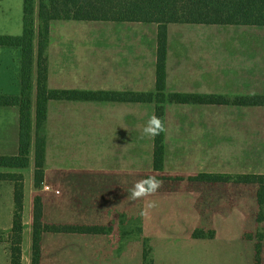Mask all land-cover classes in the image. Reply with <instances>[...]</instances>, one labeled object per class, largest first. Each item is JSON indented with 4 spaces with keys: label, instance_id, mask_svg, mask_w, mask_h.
<instances>
[{
    "label": "crops",
    "instance_id": "0c3cea01",
    "mask_svg": "<svg viewBox=\"0 0 264 264\" xmlns=\"http://www.w3.org/2000/svg\"><path fill=\"white\" fill-rule=\"evenodd\" d=\"M96 23L113 25L139 24L151 30L148 43H140L141 47L148 46L150 50L151 85L143 90L135 88V76L125 77L123 69H132L133 74L142 72L134 70L138 63L133 62L136 56L133 50L137 47L135 37L120 36L119 40L126 42L109 43L102 33H97L96 42L85 50V58H93L98 71H94L93 82L101 83L95 87L87 86L86 78L75 81L78 70L62 66L52 69L51 36L55 23ZM195 24L205 26H263L264 25H233V24H204L193 22H174L167 25L166 76L161 105L164 110V124L167 129L162 133L163 161L159 171L153 166V141L146 140L147 171L136 177L134 164L137 126L141 120L136 114V107L153 105L158 89L156 86L157 61V30L155 22L143 21H91L61 18L50 23L49 40L47 44V86L51 90H83L106 93L111 92H140L152 95V100L131 101L111 99L107 96H97L95 99H48L46 103V119L38 131L35 125L36 89H33L32 117V147L34 154L35 137L38 135L44 141L45 159L43 180L35 185L34 161L24 168L0 169V172H17L23 177V242L21 264L32 262V230L33 204L35 196H40L42 204V221L46 224H87L107 226L109 233H80L71 231H48L41 233V255L39 264H144V251L149 250L151 264H247L249 256V241L254 240L255 231L247 229L252 226L253 217L247 214L241 199V190H248L255 183L240 181H208L196 179L203 173H217L199 167L196 171L187 172L198 153V147L216 145V142H228V138L217 130L216 126H264L263 117L259 116L264 105H248L236 103H205L177 102L169 99L176 93L198 94L204 96H223L229 99L253 95H264V80L262 69L255 58L262 56V45L255 38L250 45L231 43L232 47L239 46L242 50L232 48V51L221 52V61L211 53L204 55L202 46H191L185 40L172 46L170 37L171 24ZM7 33V32H4ZM3 34V32H0ZM237 37V36H236ZM238 39V37H237ZM97 40L99 42H97ZM152 43V50L149 45ZM221 45H224L221 44ZM244 45L251 47L250 52L244 51ZM61 47L70 51L69 43ZM224 47V46H222ZM77 51L78 48L76 47ZM131 50V53L128 51ZM197 51H201L200 53ZM240 51V53H236ZM210 52V51H207ZM113 53L119 59L113 58ZM131 55V63L130 61ZM21 48L0 46V94L20 96L21 82L18 75L21 64ZM62 60L66 56H60ZM204 58L206 64H201ZM215 58V61H209ZM219 61V62H218ZM254 61V62H253ZM253 62V65H252ZM88 62H85L87 64ZM91 62H89L90 64ZM110 74L102 78L97 76L108 69ZM129 65V66H126ZM131 66V67H130ZM75 69H78L76 67ZM92 69L88 66L87 71ZM143 69V68H142ZM85 71V70H84ZM114 72H118L115 74ZM88 73V72H87ZM89 74V73H88ZM36 80L34 79V82ZM92 82V83H93ZM130 83L129 85H125ZM174 105L187 110L188 107L210 110L209 114L191 110L184 117L175 118V137L168 139L166 125L167 106ZM96 126V170L95 172L66 173L46 170L45 164L49 158L61 150H68L71 137L84 136L88 139V127ZM183 128L181 129L180 128ZM194 126H202L201 131ZM204 136V137H203ZM203 137V139H201ZM143 137H140L142 139ZM19 140V106L0 105V154L13 155L17 152ZM72 140V138H71ZM70 140V141H71ZM201 140H204L203 142ZM201 141V142H200ZM213 144H209V142ZM144 145L140 144L139 147ZM58 148L60 150H58ZM173 168L168 170L169 162ZM32 161V162H31ZM238 165V164H237ZM127 167V170L121 169ZM130 168L132 170H130ZM219 172L220 174H240ZM158 174L163 186L154 194L140 200L128 198V191L134 184L148 174ZM178 173V174H175ZM249 173V172H246ZM261 173V172H253ZM184 175H186L184 178ZM174 182V186H171ZM49 187L45 188V184ZM44 185V186H43ZM43 186V187H42ZM42 187V189H41ZM43 191V192H42ZM52 196H50V195ZM65 196H68L67 199ZM234 196V199H231ZM61 197L63 207L58 204L46 207L45 198L51 201ZM144 200V201H143ZM222 205L230 204L231 208L212 210L213 201ZM143 201V204H142ZM155 202V207L148 204ZM240 203L239 206L232 204ZM147 209V215H141ZM14 210V183L0 179V233L5 235L0 239V264H10V246L7 240L12 229ZM110 211H115L121 218L112 221L107 218ZM259 211V210H258ZM136 213L141 216L136 222ZM258 215V214H257ZM250 217V218H249ZM248 220H251L250 224ZM138 227V230H135ZM203 232L195 233V232ZM264 237L261 239L263 245ZM260 246V253H262ZM264 264V255L261 259Z\"/></svg>",
    "mask_w": 264,
    "mask_h": 264
},
{
    "label": "trees",
    "instance_id": "16d2710c",
    "mask_svg": "<svg viewBox=\"0 0 264 264\" xmlns=\"http://www.w3.org/2000/svg\"><path fill=\"white\" fill-rule=\"evenodd\" d=\"M69 18L91 21H143L155 22L157 30V61L155 97L156 114L164 122L161 105L166 76L167 25L174 22L204 24L264 25V0H23V30L20 35L0 34V46L21 48V94L14 96L0 94V105L19 106V140L17 152L13 155L0 154V169L24 168L29 165L32 147L33 89H36L35 123L38 131L46 119L48 99H95L107 96L117 100L146 101L152 95L140 92L51 90L47 86L48 70L46 50L52 20ZM34 79L36 80L34 82ZM169 99L177 102L236 103L264 105V95H253L229 99L223 96L172 93ZM39 135V134H38ZM35 137V185L43 180L44 141ZM162 133L153 141V166L155 171L162 168ZM156 176L157 179L163 176ZM146 176V177H147ZM208 181H240L255 183L259 192L264 188V173L219 174L203 173L196 179ZM0 179L14 183V210L12 229L8 235L10 264H21L23 241V177L17 172H0ZM259 212H262V198L259 199ZM258 216V215H257ZM259 218V216H258ZM48 231H71L80 233H109L110 227L87 224L52 225L42 221L40 196H35L33 204L32 262L39 264L41 255V233ZM203 233V232H195ZM2 239V233H0ZM144 264H151L149 250L144 251ZM255 264H260V246L256 245Z\"/></svg>",
    "mask_w": 264,
    "mask_h": 264
},
{
    "label": "rangeland",
    "instance_id": "374dc122",
    "mask_svg": "<svg viewBox=\"0 0 264 264\" xmlns=\"http://www.w3.org/2000/svg\"><path fill=\"white\" fill-rule=\"evenodd\" d=\"M52 30L51 36V57H52V69L54 71L58 70L62 66H67V69L78 70L83 72H78L75 81H79L80 78H86L87 86L95 87V84L101 85V83H94L92 75L94 76V71H98L96 65H94L93 58H89L87 60L85 58V50L92 46L96 42L97 33H102L105 38H107L109 43H122L126 42L125 40H119L120 36H134L135 43L137 47L133 50V53L136 54L134 58L135 66L134 70H138L142 72V77L139 76L138 73L133 74L132 69L129 70L128 67L123 69V73L125 77L132 78L135 76V88L137 90H143L144 88H148L151 85L150 71L148 69L150 63V50L148 46L141 47L140 43L144 44L148 43L149 37H151L152 32L149 28L144 27L139 24L135 25H113V24H96V23H55ZM23 28V0H0V32L3 34H12V35H20L22 33ZM7 32V33H4ZM202 39V46L205 49L204 55L209 57V54L214 57L216 56L219 61H221V52L224 51H232V48L240 50L239 46L232 47L231 43H241L244 42L246 45H250V42L258 39V42L261 43L263 52L260 59L255 58V61L258 62L259 66L262 69V79L264 80V27L263 26H229L225 25L221 26H205V25H195V24H171L170 25V37L172 46L177 48V45L181 43V41L185 40L188 45L191 46H200V39H195L197 36ZM238 39H237V37ZM147 37V38H146ZM97 42H99L97 40ZM69 43L70 46L77 47L76 51L74 47H71L70 51L64 50L61 45ZM224 45H221L223 44ZM224 46V47H222ZM152 50V43L149 45ZM244 51L250 52L251 47H247L244 45ZM210 51V52H207ZM242 51V50H240ZM240 51H236V53H240ZM131 53V50L128 51ZM201 52V51H197ZM61 55L66 56V59L62 60ZM113 58L119 59V56L116 53H113ZM21 60V59H20ZM215 58H211L209 61H215ZM218 61V62H219ZM85 62H88L85 64ZM89 62H91L89 64ZM254 62V61H253ZM252 62V65H253ZM131 63V55L130 61ZM201 64L205 65L206 61L204 58L201 59ZM88 66L92 69L87 71ZM129 66V65H126ZM78 67V69H75ZM108 69L107 72L97 76V78L105 77L110 74V69L108 65H105ZM131 67V66H130ZM143 68V69H142ZM85 70V71H84ZM89 74H88V73ZM118 74V72H114ZM18 75L20 79L21 75V64H19ZM93 82V83H92ZM130 83H126L125 85H129ZM264 92V89L261 90ZM202 109V114H209L210 110L203 108H192L188 107L187 110L182 109V107H175L174 105L167 106L166 112V125H168V139L171 137H175V129H176V121L175 118L179 116L185 115L186 112H190L191 110L199 111ZM136 114L141 119L139 121L140 124L146 125L149 118L156 114V109L154 106L149 104L144 107H136ZM259 116L264 119V110L260 111ZM45 122V121H44ZM44 124V123H43ZM36 126V123L35 125ZM43 126V125H42ZM137 126L136 134L137 137H134L136 141V151L135 156L137 159V163L134 164V171L136 173V177H140L142 174L148 173L147 171V157L148 152L146 150V140L149 141L150 137L144 135L143 127ZM82 128L88 127V139L82 135L80 137H71L69 139V149L68 150H60L58 148L59 153L53 154L49 158H47L48 162L45 164L46 170L49 172L53 171H62L66 173H82V172H95L96 170V142L97 139V130L96 126H81ZM167 127V126H166ZM217 130L223 133L227 138L228 142H216V145L207 146V147H198L196 149L199 150L198 153H194L195 159L200 160L196 163H191L188 168H185L187 172L196 171L199 167H203L209 171H217L219 172H230L235 173L238 170L240 172H261L264 173V126H216ZM181 128V126H180ZM197 129L194 133H197L198 130L201 131L202 126H194ZM183 129V128H181ZM140 137H143L140 139ZM204 137V136H203ZM201 137V139H203ZM71 140V141H70ZM202 142L204 140H201ZM200 141V142H201ZM209 144H213L208 141ZM140 144L144 145L143 147H139ZM35 154L30 155V160L34 161ZM31 161V162H32ZM170 164L168 166V170L171 171L177 170V168H173L174 166ZM238 164V165H237ZM127 170V167L121 168ZM35 170V163H34ZM130 170H132L130 168ZM178 174V173H175ZM220 174V173H219ZM186 175H184V178ZM45 184V183H44ZM44 186V185H43ZM42 186V187H43ZM45 186H47L45 184ZM171 186H174V182H172ZM41 187V189H42ZM259 186L256 184L255 189L254 186L251 187L250 190L247 188H243L241 192V199L244 205V208L247 209V214L251 216L254 212H256L253 217L252 226H249L247 229H253L255 231V252H254V240L249 241V256L246 257L247 264H255L256 257V245L259 244L261 246V239L264 237V188L259 192ZM43 192V191H42ZM50 195V194H49ZM52 196V195H50ZM69 199L68 196H65ZM262 198V212H259V199ZM234 199V196L231 198ZM138 201V200H137ZM144 201V200H143ZM142 201V204H143ZM46 207L48 209L49 206H54L59 203L61 207H63V203L61 201V197H57L51 201L46 200ZM240 203L232 204V206H239ZM231 208L230 204L222 205L221 202L213 201L212 210H223ZM259 218H258V216ZM136 222H138L139 217L141 216L139 213H136ZM108 219L115 221L121 218V216L115 211H110ZM250 218V217H249ZM249 224L251 220H248ZM107 227V226H105ZM135 230H138V227H135ZM5 235L2 236L4 239ZM23 242V241H22ZM264 245V241H263ZM262 253H260V264L262 256L264 255V250L262 249Z\"/></svg>",
    "mask_w": 264,
    "mask_h": 264
},
{
    "label": "clouds",
    "instance_id": "9594fccd",
    "mask_svg": "<svg viewBox=\"0 0 264 264\" xmlns=\"http://www.w3.org/2000/svg\"><path fill=\"white\" fill-rule=\"evenodd\" d=\"M167 131L165 124L162 118L153 114L146 125L143 127L144 135L155 138L159 136L161 133H165ZM163 186V181L157 179L156 176H147L141 180H138L134 186L127 190L128 198L131 200H140L144 199L154 193H156ZM148 208L155 207V202L149 203ZM147 209L142 210L141 215H147Z\"/></svg>",
    "mask_w": 264,
    "mask_h": 264
},
{
    "label": "built area",
    "instance_id": "2783aa9c",
    "mask_svg": "<svg viewBox=\"0 0 264 264\" xmlns=\"http://www.w3.org/2000/svg\"><path fill=\"white\" fill-rule=\"evenodd\" d=\"M46 189H48L49 187L48 186H45Z\"/></svg>",
    "mask_w": 264,
    "mask_h": 264
}]
</instances>
